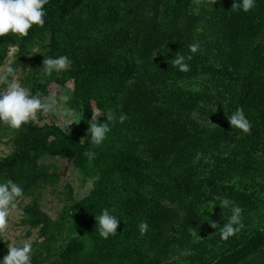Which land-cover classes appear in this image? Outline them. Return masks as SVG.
Instances as JSON below:
<instances>
[{"label": "rangeland", "instance_id": "1", "mask_svg": "<svg viewBox=\"0 0 264 264\" xmlns=\"http://www.w3.org/2000/svg\"><path fill=\"white\" fill-rule=\"evenodd\" d=\"M169 1L173 9L168 17L175 20L172 28L184 37L173 50L156 52L153 60L142 59L134 50V40L129 39V31L137 30L133 27L138 21L136 13L124 16L123 19H129L126 23L121 21L123 19L114 18V13H109L115 12L116 7L122 14V1L71 0L67 7L69 17L79 20L71 32L67 27L55 30L52 23L60 20V13L48 12L43 27L33 25L27 36L21 38L12 34L8 41L0 43V64L9 59L6 55L9 46H17L13 59L22 71H27L23 83L32 89V94L36 90L45 95L52 90H60L69 97L58 112L38 114L35 124L58 128H61L58 124H65L62 130L73 133L88 129L91 106L106 110L103 106L117 80L112 84L111 80L102 78V72H97L86 82L78 83L74 75L75 62H86L90 48L92 57L106 66L113 62H134L148 66L145 67L147 69H163L177 51L187 54L188 44L198 40L201 48L189 63L191 66L201 64V72L190 69L182 73L176 69L165 77L155 78L162 99L174 105L190 123L196 145L178 158L175 163L178 167L171 168L167 179L171 183L179 181L186 184L192 176L197 180L208 177L215 161L221 160L222 171L210 179L243 194L244 198L240 200L227 198L242 207L243 227L229 239L221 240L217 230L227 220L230 210L222 209L216 203L226 197L219 194L200 197L196 191H188L174 194L170 201L165 200L180 211L182 220L168 228L170 235L165 236L160 246H153L149 212L135 203L136 199H152L153 187L129 178L123 170H115L109 161L121 143L128 144L131 136L135 140L137 134L124 124L114 123L103 144L96 146L102 154L92 160L52 154H44L38 159L47 176L38 181L34 196H38L42 210L50 217L54 232L46 243L50 252L43 264H208L217 262L223 252V255L233 253L241 258L243 253L236 248L264 230V132L256 131L251 119L250 133L232 129L230 124L227 139L216 132L222 131L228 121L231 105L239 95V72L245 69L236 65L235 56L231 55L232 46L223 36L224 30L216 11L221 0H199V3L196 0ZM138 4L139 0H135L134 5ZM174 10L178 14L175 15ZM140 12L147 13V9ZM65 22L67 20L60 24ZM128 47L133 48L127 51ZM62 54L71 58L70 68L59 74L44 75L40 69L44 55ZM110 110L117 117L120 115L115 107ZM73 118L76 120L68 129L67 122ZM98 118L102 120L105 116L102 113ZM20 130L21 127L11 129L0 124V161L17 151ZM119 131L126 133L128 139L118 137L115 140L113 135ZM134 152L137 157H144L140 149ZM145 172L159 180L158 170L146 169ZM34 196L24 194L20 209L9 217V231L1 236L6 245L5 240L18 243L24 238H32L35 247L45 240L40 235L43 224L31 221L26 213L25 207ZM105 207L121 218L117 234L107 239L99 235L95 219V213L99 214ZM188 217L197 222L190 230L182 225ZM141 220L149 224L144 235L138 229ZM211 221H216L217 226L213 227ZM9 233L12 234L11 239ZM72 240H77L83 248L64 261L62 253ZM236 264H264V254L257 248L247 261Z\"/></svg>", "mask_w": 264, "mask_h": 264}, {"label": "trees", "instance_id": "2", "mask_svg": "<svg viewBox=\"0 0 264 264\" xmlns=\"http://www.w3.org/2000/svg\"><path fill=\"white\" fill-rule=\"evenodd\" d=\"M70 1L48 0L45 5L48 12L60 13L58 19L67 20L63 24H60V20L54 21L52 26L55 30L67 27V31L71 32L79 22L69 17L70 10L67 7ZM120 1H122V14L116 7L115 12L109 13H114L113 17L116 19H123L127 14L136 13L138 21L133 27L137 30L129 31V39L134 40V50L140 53L142 59L153 60L156 52L171 51L183 39L184 35L172 28L175 20H169L168 16L173 9L169 0H139L138 5H134L135 0ZM233 3L234 0H221V6L216 10L219 23L224 30L223 36L232 46L231 55L235 56L236 65L245 68L239 72V95L231 105L230 114L237 107H243L247 117L255 124L256 131L262 133L264 132V0H256L255 8L248 12L233 10L231 8ZM145 8L147 13L140 12ZM173 12L175 15L178 14L175 10ZM121 21L126 23L129 19L124 18ZM10 37H12L11 33L0 37V43L4 40L8 41ZM131 48L133 47H128L127 51H131ZM91 50L92 48L87 53L86 62H75L74 75L78 83L86 82L97 72H102V78L111 80L112 84L117 79L103 107L110 110L113 106L120 115L126 114L127 119L123 123L117 119L115 124L126 125L135 130L137 136L135 140H132L134 136H131L128 144L121 143L118 150H112L114 155L109 158V161L115 170H123L129 178L133 177L132 179L153 187L152 199L135 200L139 208L149 212L148 220L153 246H160L165 236L170 235L168 228L182 220L180 211L170 202H165L174 194L196 191L195 193L200 197L219 194L237 200L244 198L242 193L230 186L210 179L212 175L222 171L221 160L215 161L208 177L197 180L191 175V181L186 184L179 181L171 183L167 179L171 168L178 167L175 164L178 158L196 147L194 131L190 123L181 116L174 105L162 99L159 93L160 88L156 86L157 76L165 77L168 72L176 68L170 63L163 69L160 67L147 69L145 67L148 66L144 67L142 63L134 62L130 64L113 62L106 66L92 57ZM200 67L202 68L201 64L195 63L190 69L201 72ZM228 122L229 120L224 123L222 131L216 130L218 135H223L226 139L229 135L230 123ZM21 129L17 138V151L0 161V180L8 178L15 180L23 187L24 194L34 196V188L38 181L47 176L43 164L38 162L42 155H62L80 160L86 158L84 152L90 148L95 151V157L102 154L96 150L97 147L89 143L87 130L66 133L61 128L41 127L33 122L23 124ZM113 137L116 140L118 137L128 139L129 136L119 131ZM130 143L132 146H129ZM135 149H140L144 157H137ZM146 169L158 170L159 180L153 174L145 172ZM25 208L31 221L43 224L40 235L44 236L45 240L43 239L39 244L36 243L32 256V264H43L48 258L47 253L50 252V248H46V243L54 236L51 219L42 210L38 196H34ZM186 222L182 224L186 230L197 225L194 218L188 217ZM263 246L264 230L250 237L239 249L236 248L243 253L241 258L233 253L223 255V252V256L221 255L217 262L208 264H236L247 261L248 256L257 248L264 254ZM82 248V244L77 240L70 241L62 253L64 261ZM7 250V245L0 236V258H3Z\"/></svg>", "mask_w": 264, "mask_h": 264}, {"label": "clouds", "instance_id": "3", "mask_svg": "<svg viewBox=\"0 0 264 264\" xmlns=\"http://www.w3.org/2000/svg\"><path fill=\"white\" fill-rule=\"evenodd\" d=\"M196 2L199 3V0H196ZM47 3L48 0H0V37L11 33L22 38L29 34V29L33 25L43 27L45 17L48 14L45 7ZM255 6L256 0H234L231 8L235 11L248 12ZM197 30L199 31V29ZM187 47V54L177 51L170 60L171 66L182 73L190 71L191 65L189 62L193 59V54L200 50L201 44L197 40L189 43ZM17 51V46H9L6 53L9 59L0 64V124L11 129H19L28 122L35 123L38 114L58 112L69 99L60 90H52L47 95L36 90L32 94V89L23 83L27 71H22L20 65H17L13 59ZM44 57L43 67L40 68L44 75L59 74L68 70L72 64V60L68 55H44ZM91 111L92 116L88 120L89 127L87 129L89 135L87 136L93 147L103 144L117 119L121 123L127 119L126 114L117 117L113 111L101 110L95 106H91ZM102 113L105 118L101 120L98 117ZM75 120L76 118H73L67 122L68 129L69 125ZM228 120L232 129H239L243 133L251 132L252 124L243 107H237L235 111L228 115ZM58 126L61 129L65 128V124H58ZM84 155L92 160L96 153L90 148L85 150ZM23 197L24 189L15 180L11 178L0 180V236L9 231V217L20 209ZM212 200H215V197ZM216 204H219L222 209L228 208L230 210L227 220L217 230L220 239L227 240L237 234L243 227V209L227 198ZM95 219L101 237L107 239L110 235L115 236L117 234L121 218H118L113 210L107 207L102 208L99 214L95 213ZM211 223L213 227L217 226L216 221H211ZM138 229L139 233L144 235L149 229L148 222L141 220ZM11 238L12 234L9 233V239ZM5 241H7L8 250L3 258H0V264H32L34 243L32 238H24L18 243Z\"/></svg>", "mask_w": 264, "mask_h": 264}]
</instances>
